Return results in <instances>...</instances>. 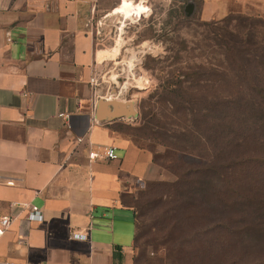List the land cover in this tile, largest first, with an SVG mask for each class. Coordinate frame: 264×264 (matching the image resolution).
Wrapping results in <instances>:
<instances>
[{
  "label": "crops",
  "instance_id": "0c3cea01",
  "mask_svg": "<svg viewBox=\"0 0 264 264\" xmlns=\"http://www.w3.org/2000/svg\"><path fill=\"white\" fill-rule=\"evenodd\" d=\"M118 1L0 0V216L13 219L0 264H136L131 201L172 176L120 135L129 119H96L111 99L90 84L101 63L93 20ZM235 4L264 16V0H208L205 18ZM111 146L117 160H90Z\"/></svg>",
  "mask_w": 264,
  "mask_h": 264
},
{
  "label": "rangeland",
  "instance_id": "374dc122",
  "mask_svg": "<svg viewBox=\"0 0 264 264\" xmlns=\"http://www.w3.org/2000/svg\"><path fill=\"white\" fill-rule=\"evenodd\" d=\"M207 1L119 0L109 12L98 11L93 20L101 62L98 89L111 100L120 94L119 100L132 102L138 113L119 125L120 135L150 151L155 162L172 176L171 180L140 187L131 201L140 222L136 264H264V162L255 163V171L263 170V179L255 186L259 187L255 200L246 202L233 196L230 202L236 211L220 214L224 221L235 217L244 221L235 224V228H245L243 236L229 237L230 233L217 231L214 236L220 238L205 237L198 230L208 221L198 204L204 192L195 194L197 207L187 209L184 192L179 196L168 186H155L175 183L176 171L203 163L175 154L169 147L195 141L192 131L199 119L196 108L205 106V99L214 91L207 79L214 66L223 61L215 47V29L225 27L229 33L239 30L233 29L238 24L235 21H230L231 25L222 23L229 16L264 20V16L245 11L237 4L225 16L206 19ZM190 3H194V8L188 13L186 7ZM213 23L216 27H212ZM217 33L228 38L225 32ZM253 33L254 41L261 43L263 30ZM182 72H200L204 81L187 82ZM220 89L224 91L227 86H216V90ZM192 98L196 105L189 104Z\"/></svg>",
  "mask_w": 264,
  "mask_h": 264
},
{
  "label": "trees",
  "instance_id": "16d2710c",
  "mask_svg": "<svg viewBox=\"0 0 264 264\" xmlns=\"http://www.w3.org/2000/svg\"><path fill=\"white\" fill-rule=\"evenodd\" d=\"M230 21L238 23L233 26V29H239L235 33H229L225 27L215 29V47L220 50L223 61L214 66L207 79L213 84L214 91L205 99V106L201 108L198 105L196 108L199 119L194 123L192 131L195 141H184L180 146L169 147L175 154L203 163L199 167L187 166L182 171H176L178 180L175 183L155 185L168 186L179 196L184 192L182 194L187 200L184 206L187 209L196 208L198 200L195 194L204 192L198 204L201 215L207 216L208 221L198 230L208 238H220V235L214 236L217 231L230 233L229 237L245 234V228H235V224L244 221H237L236 217L233 220L225 218L224 221L220 214L236 211L233 208L235 204L230 202L233 196L246 202L255 200V192L259 188L255 186L263 179V170L260 168L261 172L255 171V163L264 162V36L261 43H258L254 41L253 31L261 29L264 32V20L229 16L222 23L228 25ZM211 25L216 27V23ZM217 31L225 32L228 38L221 37ZM182 75L187 82L192 80L199 84L204 81L201 80L203 74L200 72H182ZM220 85H226L227 89L216 90V86ZM192 100L191 103L185 101L196 105L195 98ZM245 188L251 191L245 193ZM131 205L135 210L132 202ZM136 221L137 244L140 234L137 212ZM250 227H247V231L251 230Z\"/></svg>",
  "mask_w": 264,
  "mask_h": 264
},
{
  "label": "built area",
  "instance_id": "2783aa9c",
  "mask_svg": "<svg viewBox=\"0 0 264 264\" xmlns=\"http://www.w3.org/2000/svg\"><path fill=\"white\" fill-rule=\"evenodd\" d=\"M9 36H10V34L8 33V40L10 41ZM90 84L94 88H98L101 85V83H100V75H99L98 72H96L93 75V77L91 78ZM79 141L81 142L82 139H80ZM89 158H90V160H97L99 158H102L104 160L114 161V160L118 159V156L116 154V148L111 146V147H108V148L105 149L103 155H101L100 153H98L96 151L91 152L89 154ZM8 186H14V183L13 182H8ZM22 207L25 210H27V211H29L31 213L39 214V218L40 219L42 218V215H41L39 207L33 206V205H28V204H22ZM12 224H13V219L10 216H0V237L5 235V233L11 227ZM81 237L84 240L87 239V236H80L78 234H71V238L72 239H79Z\"/></svg>",
  "mask_w": 264,
  "mask_h": 264
},
{
  "label": "water",
  "instance_id": "95a60500",
  "mask_svg": "<svg viewBox=\"0 0 264 264\" xmlns=\"http://www.w3.org/2000/svg\"><path fill=\"white\" fill-rule=\"evenodd\" d=\"M194 8V3H190L186 7V11L192 12ZM118 99V98H117ZM101 100L97 106V116L96 119L100 122L104 121H114L118 119H132L137 117L138 113L132 102H122L123 100ZM108 108L112 111L109 112Z\"/></svg>",
  "mask_w": 264,
  "mask_h": 264
}]
</instances>
